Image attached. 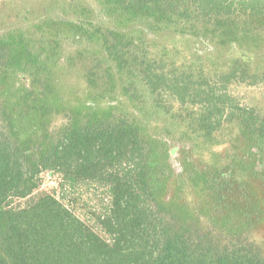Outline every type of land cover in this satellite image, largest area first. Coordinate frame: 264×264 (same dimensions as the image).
<instances>
[{
    "label": "trees",
    "instance_id": "16d2710c",
    "mask_svg": "<svg viewBox=\"0 0 264 264\" xmlns=\"http://www.w3.org/2000/svg\"><path fill=\"white\" fill-rule=\"evenodd\" d=\"M4 4L0 264H264V0Z\"/></svg>",
    "mask_w": 264,
    "mask_h": 264
},
{
    "label": "rangeland",
    "instance_id": "374dc122",
    "mask_svg": "<svg viewBox=\"0 0 264 264\" xmlns=\"http://www.w3.org/2000/svg\"><path fill=\"white\" fill-rule=\"evenodd\" d=\"M241 94L245 95L247 91H243ZM41 191L51 192L59 197L83 221L105 236L96 217L109 204L107 185L87 181L77 186H70L63 181L60 174L51 172L43 174L41 186L37 192ZM24 201L25 199H20L16 203H23Z\"/></svg>",
    "mask_w": 264,
    "mask_h": 264
},
{
    "label": "flooded vegetation",
    "instance_id": "af4514ba",
    "mask_svg": "<svg viewBox=\"0 0 264 264\" xmlns=\"http://www.w3.org/2000/svg\"><path fill=\"white\" fill-rule=\"evenodd\" d=\"M5 0H0V22H1V15L2 13H14L11 12L8 7L4 4ZM6 1H11V0H6ZM2 28V25L0 24V29Z\"/></svg>",
    "mask_w": 264,
    "mask_h": 264
}]
</instances>
